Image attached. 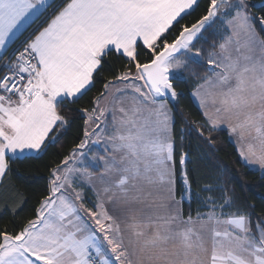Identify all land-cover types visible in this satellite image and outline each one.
<instances>
[{
    "label": "snow or ice",
    "instance_id": "1",
    "mask_svg": "<svg viewBox=\"0 0 264 264\" xmlns=\"http://www.w3.org/2000/svg\"><path fill=\"white\" fill-rule=\"evenodd\" d=\"M200 5L0 0V201L13 216L27 199L6 183L12 164L39 159L83 119L34 218L0 229V264H264V214L226 181L193 193L184 143L195 133L215 151L212 133L226 131L239 159L264 170V17L248 0H208L188 22ZM210 30L211 50L198 48ZM201 63L191 95L202 120L180 113L178 141L174 81ZM91 146L103 154L89 157ZM194 196L204 209L195 215Z\"/></svg>",
    "mask_w": 264,
    "mask_h": 264
},
{
    "label": "trees",
    "instance_id": "2",
    "mask_svg": "<svg viewBox=\"0 0 264 264\" xmlns=\"http://www.w3.org/2000/svg\"><path fill=\"white\" fill-rule=\"evenodd\" d=\"M207 3L208 0H201L200 8L192 16L187 17L186 20L191 22L202 15ZM248 3L254 5V7L249 9L254 17H264V8L261 7L264 0H248ZM256 29L260 31L258 21L256 22ZM205 36L207 37V42L201 40L197 43V47L209 51L214 39L211 35V30ZM192 68L196 75L184 72L182 79L174 81L177 91L183 93L177 106L173 108V112L176 113L178 141L182 127L180 113H183L189 121L199 122L202 120L197 103L191 93L200 82V77L206 72L207 65L206 63L193 64ZM102 87L103 83L98 81L96 87L80 101V105L90 107L89 100L97 95ZM82 128L83 119L77 118L59 141L49 147L48 151L39 159H24L12 164L13 171L9 174L6 183L10 182L11 185L15 186L22 197L27 199V202L22 205V210L13 216L11 208L14 204L10 203L6 210L4 203L0 201V229L8 228L11 231L14 229V223H22L26 219L34 218V209L38 206V201L42 195L46 194L45 189L48 184L49 169L55 163H59L64 156L69 155L70 151L79 143L80 139L83 138ZM212 135L216 140L215 151L201 142L195 133L184 141L186 145L190 146L185 150H190L191 152L192 163L189 164V167L194 170L193 176L196 181L193 183L192 192L200 193L201 188L205 185H215L218 181L221 183L226 181L232 195L240 205H255L256 215L264 214V170L246 165L239 159L236 148L226 131H217L212 133ZM225 169L227 170L226 173ZM89 194L92 196L91 191ZM207 195H212V193H201V196ZM215 195H219V193H215ZM177 198H179V190ZM191 209L193 215H195L197 209L204 210L198 203L196 196L193 197ZM184 210L185 213L188 212L187 204H185Z\"/></svg>",
    "mask_w": 264,
    "mask_h": 264
},
{
    "label": "crops",
    "instance_id": "3",
    "mask_svg": "<svg viewBox=\"0 0 264 264\" xmlns=\"http://www.w3.org/2000/svg\"><path fill=\"white\" fill-rule=\"evenodd\" d=\"M194 100H195V98H194ZM195 102L197 103L196 100H195ZM96 152H100L101 155L103 154V152L100 149H97V147H93L92 150H91V152H89L90 153V156H92ZM249 166H251V165H249ZM251 167H253V165ZM253 168H256V167H253ZM256 169H259V168H256ZM83 191H84V194L86 196L85 203L87 204V206L89 205V207H90L91 206V203H89V202H95L94 193L90 189H88V188H84ZM90 191L92 193V196H91V194H89ZM87 198H92V199H91V201H88L89 199H87Z\"/></svg>",
    "mask_w": 264,
    "mask_h": 264
},
{
    "label": "rangeland",
    "instance_id": "4",
    "mask_svg": "<svg viewBox=\"0 0 264 264\" xmlns=\"http://www.w3.org/2000/svg\"><path fill=\"white\" fill-rule=\"evenodd\" d=\"M91 147L93 148V147H95V146H91ZM97 149H100V148L97 147ZM89 157H91V156H90V153H89ZM251 166H252V165H251ZM253 167L259 168L258 166H255V165H253ZM259 169H260V168H259ZM261 170H262V169H261ZM87 199H89L88 201H91L92 198H87ZM88 206H89V205H88Z\"/></svg>",
    "mask_w": 264,
    "mask_h": 264
}]
</instances>
